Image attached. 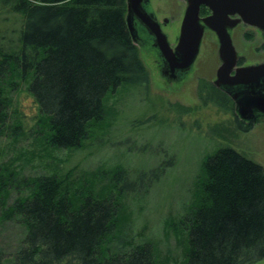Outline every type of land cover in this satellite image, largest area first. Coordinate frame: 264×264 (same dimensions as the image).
Listing matches in <instances>:
<instances>
[{"label":"trees","instance_id":"trees-1","mask_svg":"<svg viewBox=\"0 0 264 264\" xmlns=\"http://www.w3.org/2000/svg\"><path fill=\"white\" fill-rule=\"evenodd\" d=\"M1 13L12 25L0 29V136H24L12 109V92L20 84L37 105L35 131L45 130V142L69 150L102 122L108 94L126 85H148V70L125 21L126 0H0ZM202 90L205 103L232 112L226 93L211 83ZM236 127L249 129L237 122ZM201 166L193 205L169 223L184 242L182 258L174 264L264 259V168L228 145L207 154ZM161 167L139 172L136 179L148 185ZM118 170L114 177L125 173ZM19 174L0 166V218L24 227L13 252L0 249V264H168L159 260L151 239L122 247L114 236L122 197L136 179L120 188L115 184L116 193L88 190L75 197L70 181L57 173ZM22 188L29 193L8 205L10 192Z\"/></svg>","mask_w":264,"mask_h":264},{"label":"rangeland","instance_id":"rangeland-1","mask_svg":"<svg viewBox=\"0 0 264 264\" xmlns=\"http://www.w3.org/2000/svg\"><path fill=\"white\" fill-rule=\"evenodd\" d=\"M176 1L152 0V4L159 8L157 15L161 17L173 12ZM5 17L0 14V29L12 25ZM178 26L173 21L171 35H176ZM235 37L239 41L240 34ZM203 39L192 69L180 81L172 82L160 73L152 47L138 42L149 73L147 87L126 85L108 94L102 122L91 126L89 136L70 150L52 147L45 142V130L35 131L37 105L20 84L12 92V109L23 123L24 136L17 140L0 136V166L9 165L20 176L57 173L70 181L71 195L76 197L88 190L107 195L115 184L120 188L138 178L139 172L162 165L158 179L148 185L146 180L136 179L134 188L122 197V219L114 236L122 247L151 239L161 262L165 258L168 264L181 260L183 235L178 240L169 223L193 205L206 155L228 145L264 168V121L240 130L231 113L201 98L204 83L214 80L218 66L214 49L207 37ZM119 168L125 173L114 177ZM21 190L10 192L8 205L16 196L29 193ZM23 232L22 225L0 218V249L13 252ZM254 264H264V259Z\"/></svg>","mask_w":264,"mask_h":264},{"label":"water","instance_id":"water-1","mask_svg":"<svg viewBox=\"0 0 264 264\" xmlns=\"http://www.w3.org/2000/svg\"><path fill=\"white\" fill-rule=\"evenodd\" d=\"M145 0H126L125 21L130 32L133 42L136 44V39L133 35L131 25V10L132 5L138 9L139 13L144 16L147 23H152L155 29L150 26L154 32L157 42L160 46L162 58H164L165 69L168 75V80L176 79L178 73L185 74L188 72L199 52L200 42L205 27L212 28L217 34L219 41L218 56L220 65L216 69V76L213 84L227 93L235 103L236 110H240V103L243 97V103L257 99L264 102V95L261 96L262 88H264V63L236 67L237 55L229 38V33L224 27H217V23L223 20L228 12L230 4L240 13H247L249 22L253 25L264 27V0H186V8L182 18V22L177 37V42L174 48H171L167 41L166 35L160 31V28L155 23V19L148 14L142 7L141 2ZM206 5L211 8L213 14L199 18L200 5ZM234 70V73L231 72ZM241 88H244L242 91ZM239 112V111H238Z\"/></svg>","mask_w":264,"mask_h":264},{"label":"flooded vegetation","instance_id":"flooded-vegetation-1","mask_svg":"<svg viewBox=\"0 0 264 264\" xmlns=\"http://www.w3.org/2000/svg\"><path fill=\"white\" fill-rule=\"evenodd\" d=\"M246 1L247 0H243L244 3ZM232 5L233 4L229 5L228 12L224 16L223 20L217 23V27H222V25L225 24L224 27H226V30L229 33L230 36L229 38L231 39V43L237 55L234 69L236 67H244V66H251V65L264 63V27L251 24L249 22V16H247L248 14L247 13L240 14ZM141 7L155 19V23L157 22L160 31H162L166 35L170 47L174 48L177 42L180 25L186 8V0H177L175 2V5L171 8L173 9V12L169 14V16L164 15L159 17L157 15L159 8H156L152 4V0H145L141 2ZM198 8H199L198 15L201 20L204 17L211 16L213 14L212 9L208 8L206 5L201 4L200 7ZM130 15H131L130 22L132 25L131 32L133 33L136 39V45L139 42L141 45L147 44L150 47H152L154 52L157 54L155 60L160 69V73L165 77L166 81H171L167 79L168 75H166L167 72L165 69V62H164V58H162L161 56V52L159 49L160 46L157 42L158 39L155 37L154 32L151 31L150 28V26L152 25V27L155 29L154 24L147 23V21H145L144 16L139 13L138 9L134 8V5H132V10ZM173 21L174 23L179 24L178 28L176 29L177 30L176 35H171V32L169 30V29H173L172 28ZM236 33L240 34L239 41L236 40L235 37ZM205 37H207V40H209L207 41V43H209L210 48L214 49L215 51V55L218 61L217 64L219 66L221 62L218 56L217 48L219 47V41L217 38V34L215 33L214 30H212V28L210 29L208 27H205L201 38L200 47L198 49L199 52L201 51L200 49H202V44L204 41L203 38ZM216 69L214 73L215 76L217 71ZM188 72H186L185 74L178 73L174 81H178V80L180 81L181 78L185 77ZM233 73L234 70L231 72V74ZM210 82L213 86H215L213 84V79L210 80ZM243 89L244 88H241L240 90L242 91ZM219 90L222 91L221 89ZM226 95L228 94L226 93ZM260 95L261 96L264 95V88H262V93ZM228 97L230 98L229 95ZM243 99H245V97H243L241 100L239 107L240 110H236L234 101H232V99L230 100L232 103V112L229 111L228 113H231L230 115L235 120L234 122L235 123L237 122L238 126H241L242 128H247V127L250 128L252 127V125H256L258 121L259 122L264 121V102L261 100L254 99L249 103L247 102L243 103Z\"/></svg>","mask_w":264,"mask_h":264}]
</instances>
